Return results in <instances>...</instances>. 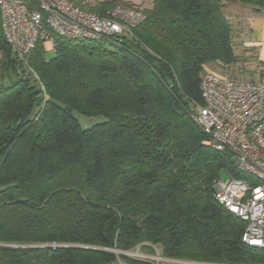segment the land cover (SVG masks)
I'll use <instances>...</instances> for the list:
<instances>
[{
  "label": "trees",
  "instance_id": "1",
  "mask_svg": "<svg viewBox=\"0 0 264 264\" xmlns=\"http://www.w3.org/2000/svg\"><path fill=\"white\" fill-rule=\"evenodd\" d=\"M69 1L101 16L133 6ZM150 6L128 35L50 32L52 57L40 41L25 64L0 27V264H111L109 250L142 243L194 264H264V248L245 246V225L213 197L223 170L242 176L191 119L205 67L238 80L252 53H237L228 11L264 15V0ZM74 114L105 121L82 129Z\"/></svg>",
  "mask_w": 264,
  "mask_h": 264
},
{
  "label": "built area",
  "instance_id": "2",
  "mask_svg": "<svg viewBox=\"0 0 264 264\" xmlns=\"http://www.w3.org/2000/svg\"><path fill=\"white\" fill-rule=\"evenodd\" d=\"M144 21L135 6L116 5L105 16L84 11L69 0H0V27L5 42L24 64L42 41L51 52L52 34L78 40H101L128 35ZM199 89L203 104L194 105L191 119L200 128L203 145L227 153L242 176L214 184V200L245 227L241 242L250 248H264V75L234 80L206 71ZM111 264H129L122 257L145 264H194L168 259L154 246L131 251L109 250Z\"/></svg>",
  "mask_w": 264,
  "mask_h": 264
},
{
  "label": "crops",
  "instance_id": "3",
  "mask_svg": "<svg viewBox=\"0 0 264 264\" xmlns=\"http://www.w3.org/2000/svg\"><path fill=\"white\" fill-rule=\"evenodd\" d=\"M240 10V13H230L231 15L227 18L237 32L235 39L239 44L237 53H240L244 49L252 50L255 65L252 66L254 73L251 79H256L261 75L260 69L264 68V15L256 13L250 8ZM205 70L214 72L210 68V65H207Z\"/></svg>",
  "mask_w": 264,
  "mask_h": 264
},
{
  "label": "rangeland",
  "instance_id": "4",
  "mask_svg": "<svg viewBox=\"0 0 264 264\" xmlns=\"http://www.w3.org/2000/svg\"><path fill=\"white\" fill-rule=\"evenodd\" d=\"M82 1L84 2V4L86 6H93L96 3H98V1H102V0H82ZM122 1L132 2V3H134L133 6L138 7L141 10H144V9H147V8H150L151 7L150 5H151V2L153 0H122ZM110 9H108V10H110ZM108 10L105 11V15L108 12ZM240 12H241V10H240L239 7H234L233 9H231V11L230 10L228 11V14H230V13H240ZM235 39H236V37H235ZM45 47H46V49L49 50V46L48 45L47 46H44V48ZM52 55H53L52 52H47L46 53V58L49 59V58L52 57ZM245 55H242V63L243 64L238 65V67L236 66L239 69L236 70V75L234 76L235 79H238V80H241V79H243V80H250L252 78V74L254 73V70H253V67L252 66L255 65V60H254L253 54L251 52H249V53H247ZM210 68L212 69V71L215 72V74L223 76V74L221 73L220 68L216 64H210ZM231 68H234V67H230L229 66L225 70H228L229 69V71H230ZM74 115L77 118L78 123H79V125H80V127L82 129L91 128L94 125L99 124V123H102V122L105 121V118L103 116L85 117V116L78 115V114H74ZM220 178L223 181H227L229 179V175H228V173L225 170H223L220 173ZM147 245H150V244H148V243H142V244L138 245L137 247H139V246H147ZM154 247H156V246H154ZM156 248L159 249L158 247H156Z\"/></svg>",
  "mask_w": 264,
  "mask_h": 264
}]
</instances>
